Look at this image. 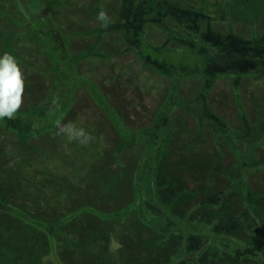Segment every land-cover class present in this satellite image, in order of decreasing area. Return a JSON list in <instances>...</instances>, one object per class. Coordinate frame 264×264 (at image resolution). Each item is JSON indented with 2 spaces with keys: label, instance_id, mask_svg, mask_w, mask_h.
<instances>
[{
  "label": "trees",
  "instance_id": "1",
  "mask_svg": "<svg viewBox=\"0 0 264 264\" xmlns=\"http://www.w3.org/2000/svg\"><path fill=\"white\" fill-rule=\"evenodd\" d=\"M71 3L0 0V55L26 62L19 49L31 44L52 78L42 94L34 67L18 65L22 105L12 119L0 120V264H264V108L253 122L239 95L243 79L264 77V0L90 4L93 12H107L108 26L94 15L97 26L64 36L50 10ZM106 33L116 34L122 46L101 47ZM86 36L90 45L73 55L71 40ZM125 54L169 80L146 127L131 129L77 67L82 59ZM219 78L231 82L237 125L209 108L206 98ZM184 80L201 81L192 98L179 91ZM79 90L115 137L92 142L68 162L69 174L52 163L31 169L32 152H39L32 141L58 131ZM178 105L197 127L177 146L184 132L172 114ZM206 122L211 134L203 130ZM11 136L15 153L5 145ZM193 143L201 153L185 159ZM60 157L54 158L64 163ZM197 168L204 189L188 185Z\"/></svg>",
  "mask_w": 264,
  "mask_h": 264
},
{
  "label": "rangeland",
  "instance_id": "2",
  "mask_svg": "<svg viewBox=\"0 0 264 264\" xmlns=\"http://www.w3.org/2000/svg\"><path fill=\"white\" fill-rule=\"evenodd\" d=\"M116 1L72 0L73 4L71 3V6L61 4L60 6L53 7L50 10V14L54 22L59 25L63 35L68 36L71 32H84L86 29L97 26L98 22L95 20L94 15L97 16L98 12H93L92 9H89L90 4H95L96 7H105L110 5L111 2ZM150 37L154 41L160 39L153 34H150ZM91 41L87 36L73 38L69 45L71 53L73 55L78 54L83 49H86ZM121 46V39L114 33H106L101 45L104 49ZM19 51V55L22 59H26V62H24L25 60H19L18 65L24 68L29 66V71L31 67H34L37 74L35 80L37 83L43 82L41 93L49 91L52 78L46 72L47 64L40 57L37 48L31 44H23L20 46ZM24 63H29V65L26 66ZM77 67L83 74L97 83L106 98L116 107L120 117L131 129L149 125L154 112L159 107L161 100L168 90V78L145 69L131 54H125L121 58L113 59L90 57L80 60ZM200 87V80H184L180 84L179 91L182 97L192 98L199 91ZM239 95L251 120L254 122L259 119L261 116L260 112L264 108V77L243 79L240 83ZM35 96L39 98V95L36 94ZM206 100L214 114L225 118L231 125L238 124L236 100L228 78L217 79ZM182 108V106L178 105L172 113L175 116L174 121L178 122V129H180L179 127H183L184 129V132L180 131V135L176 139L177 146L179 143L184 144L186 141H189L190 137H188V134H193L192 131L196 130L197 127L194 119L190 115H187ZM208 127H210V124L206 122L203 126V130H206L205 134H211ZM81 129L90 138L87 143H82V137L75 136V133ZM106 136L110 140L115 137V133L111 130L107 120L93 103L90 96L83 90H79L70 114L60 124L58 131L53 133L52 136L44 135L32 141L39 152H32L30 168L35 170L40 166L42 169L47 170L51 166L49 163H52L56 166L59 173L69 174L68 162L75 160L76 157L80 158L81 153L83 151L86 152L92 142L100 143L101 140H106ZM199 144L193 143L189 149L185 150L184 158L186 159L189 152L193 153L195 150L201 153ZM5 145L8 148L10 147L9 152L15 153L16 137H9V141ZM213 152L210 155L215 158ZM14 153H11L10 156L18 160L17 155ZM55 156H61L60 159L64 163L55 159ZM175 156H177L176 153ZM210 157L207 156L209 159ZM79 158L76 160L75 168H78L77 170L80 173L79 169L83 167H81L82 162H79L81 161ZM227 161H229V157L224 158L220 162L224 165ZM112 165L111 163L110 166ZM196 171L199 175L197 173L193 174V177L189 179L188 185L191 188L201 187L204 189L202 187L204 183L200 177L203 171L200 168H197ZM113 172L115 176L118 175L114 166ZM186 176H189V174ZM259 176L263 177V175ZM60 181L63 182L60 186L64 187L65 181L63 179Z\"/></svg>",
  "mask_w": 264,
  "mask_h": 264
},
{
  "label": "clouds",
  "instance_id": "3",
  "mask_svg": "<svg viewBox=\"0 0 264 264\" xmlns=\"http://www.w3.org/2000/svg\"><path fill=\"white\" fill-rule=\"evenodd\" d=\"M96 19L102 27L110 23L105 10L97 13ZM24 93V76L18 63L12 55L4 53L0 55V120L12 119L22 105ZM76 137H82V143L90 139L83 129L75 133Z\"/></svg>",
  "mask_w": 264,
  "mask_h": 264
}]
</instances>
